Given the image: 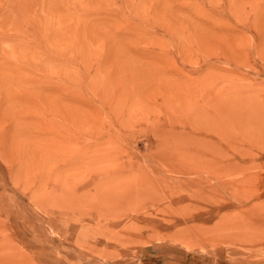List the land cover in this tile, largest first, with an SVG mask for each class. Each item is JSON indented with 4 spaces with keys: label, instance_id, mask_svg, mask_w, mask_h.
Wrapping results in <instances>:
<instances>
[{
    "label": "rangeland",
    "instance_id": "374dc122",
    "mask_svg": "<svg viewBox=\"0 0 264 264\" xmlns=\"http://www.w3.org/2000/svg\"><path fill=\"white\" fill-rule=\"evenodd\" d=\"M0 264H264V0H0Z\"/></svg>",
    "mask_w": 264,
    "mask_h": 264
}]
</instances>
